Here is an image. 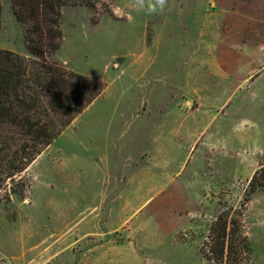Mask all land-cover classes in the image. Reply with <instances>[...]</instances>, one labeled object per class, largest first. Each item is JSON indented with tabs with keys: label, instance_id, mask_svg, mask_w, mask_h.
Instances as JSON below:
<instances>
[{
	"label": "rangeland",
	"instance_id": "rangeland-1",
	"mask_svg": "<svg viewBox=\"0 0 264 264\" xmlns=\"http://www.w3.org/2000/svg\"><path fill=\"white\" fill-rule=\"evenodd\" d=\"M0 5V48L35 59ZM134 5L62 9L54 56L106 87L0 194V264H227L200 251L227 207L264 264V187L238 215L264 156V0Z\"/></svg>",
	"mask_w": 264,
	"mask_h": 264
},
{
	"label": "trees",
	"instance_id": "trees-1",
	"mask_svg": "<svg viewBox=\"0 0 264 264\" xmlns=\"http://www.w3.org/2000/svg\"><path fill=\"white\" fill-rule=\"evenodd\" d=\"M27 49L35 59L0 48V194L22 195L23 172L105 89L106 84L67 68L54 52L63 39L62 9L94 8L101 0H10ZM1 12V5H0ZM264 71V64H263ZM264 187V156L248 180L242 203ZM223 209L209 228L201 253L227 264H246L250 248L241 221Z\"/></svg>",
	"mask_w": 264,
	"mask_h": 264
},
{
	"label": "crops",
	"instance_id": "crops-1",
	"mask_svg": "<svg viewBox=\"0 0 264 264\" xmlns=\"http://www.w3.org/2000/svg\"><path fill=\"white\" fill-rule=\"evenodd\" d=\"M97 101H99V98L97 97L96 99H94L80 114H82L84 111H86L88 108H90V107H92L93 105H95V103L97 102ZM80 114H78L73 120H72V122L54 139V141L56 140V139H60V138H62L63 137V135H65V133H66V131H67V129L69 128V127H71V126H73V124H74V122H75V120L78 118V116L80 115ZM180 131H181V128H180ZM91 133H93L92 131H90ZM53 141V142H54ZM53 142L48 146V147H51L52 146V144H53ZM47 147V148H48ZM46 148V149H47ZM94 149L97 151H99V150H106L107 149V147L106 146H96V147H94ZM95 162V161H94ZM89 165V167L90 168H94V167H96V168H98V169H100V171H102L104 174H114V176L116 175L114 172H111L110 170H108V168L107 169H105V168H103V166H101V165H99V167H97L96 166V164H94L92 161H88L87 162Z\"/></svg>",
	"mask_w": 264,
	"mask_h": 264
},
{
	"label": "clouds",
	"instance_id": "clouds-1",
	"mask_svg": "<svg viewBox=\"0 0 264 264\" xmlns=\"http://www.w3.org/2000/svg\"><path fill=\"white\" fill-rule=\"evenodd\" d=\"M166 0H155L154 4L145 5L144 0H135L136 11H147L148 13H153L156 11H162L165 7Z\"/></svg>",
	"mask_w": 264,
	"mask_h": 264
}]
</instances>
